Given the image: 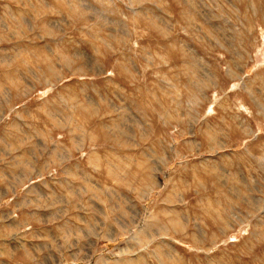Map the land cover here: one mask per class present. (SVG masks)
<instances>
[{
	"label": "rangeland",
	"instance_id": "374dc122",
	"mask_svg": "<svg viewBox=\"0 0 264 264\" xmlns=\"http://www.w3.org/2000/svg\"><path fill=\"white\" fill-rule=\"evenodd\" d=\"M0 264H264V0H0Z\"/></svg>",
	"mask_w": 264,
	"mask_h": 264
}]
</instances>
